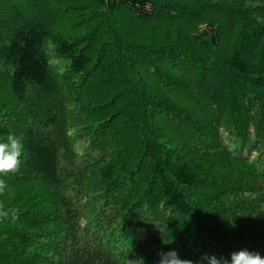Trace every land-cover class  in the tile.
<instances>
[{
	"label": "trees",
	"instance_id": "16d2710c",
	"mask_svg": "<svg viewBox=\"0 0 264 264\" xmlns=\"http://www.w3.org/2000/svg\"><path fill=\"white\" fill-rule=\"evenodd\" d=\"M9 130L0 264L264 256V0H0Z\"/></svg>",
	"mask_w": 264,
	"mask_h": 264
},
{
	"label": "clouds",
	"instance_id": "9594fccd",
	"mask_svg": "<svg viewBox=\"0 0 264 264\" xmlns=\"http://www.w3.org/2000/svg\"><path fill=\"white\" fill-rule=\"evenodd\" d=\"M24 150V137L9 130L4 141H0V177L16 175L21 170V156ZM11 189L4 178H0V197H5ZM19 218V210L7 207L0 199V220L15 222ZM159 264H264V256L258 252L240 249L230 254V259L215 254L202 253L200 260L181 259L174 250L158 253Z\"/></svg>",
	"mask_w": 264,
	"mask_h": 264
},
{
	"label": "rangeland",
	"instance_id": "374dc122",
	"mask_svg": "<svg viewBox=\"0 0 264 264\" xmlns=\"http://www.w3.org/2000/svg\"><path fill=\"white\" fill-rule=\"evenodd\" d=\"M196 11V10H195ZM199 21H201V22H206L207 21V18L205 17V19L203 18V19H200ZM193 22H197V20L195 21V20H192V17H190V18H187V20H181V21H179V23H177V24H175L176 26H179V27H188L191 23L193 24ZM203 26V25H202ZM205 26V25H204ZM201 27V26H200ZM225 41H227V39H224V40H222V42H225ZM260 42H261V40H257L256 41V48H254L253 49V53H257L259 50H261L262 48H259V44H260ZM256 50V51H255ZM255 51V52H254Z\"/></svg>",
	"mask_w": 264,
	"mask_h": 264
}]
</instances>
